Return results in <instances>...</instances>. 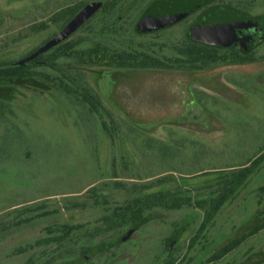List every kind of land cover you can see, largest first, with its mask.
Returning <instances> with one entry per match:
<instances>
[{"label": "rangeland", "instance_id": "374dc122", "mask_svg": "<svg viewBox=\"0 0 264 264\" xmlns=\"http://www.w3.org/2000/svg\"><path fill=\"white\" fill-rule=\"evenodd\" d=\"M92 1L0 0V61L41 46L45 57L59 52L56 70L37 69L72 88L88 82L117 131L110 141L98 116L57 88L0 81V264H264V161L188 248L204 217L198 202L264 154L262 72L220 59L192 63L178 52L184 42L214 47L196 25L208 11L238 13L264 32V0H104L66 30ZM255 54L264 58V42ZM143 56L178 62L167 71L125 68ZM110 57L116 68L100 66ZM120 154L131 176L120 167L115 179L111 158ZM164 175L174 177L165 187L178 209L158 207L138 226L108 229L111 211L135 197L133 185ZM63 227L74 229L67 236Z\"/></svg>", "mask_w": 264, "mask_h": 264}, {"label": "trees", "instance_id": "16d2710c", "mask_svg": "<svg viewBox=\"0 0 264 264\" xmlns=\"http://www.w3.org/2000/svg\"><path fill=\"white\" fill-rule=\"evenodd\" d=\"M93 2V1H92ZM91 3L86 6L81 7V10H77L76 17L71 21L66 30H71L78 26L94 9H91ZM75 8H73L74 10ZM74 14V11H73ZM57 48L56 50L61 49ZM63 49V48H62ZM46 48L41 46L36 48L22 57L14 61H0V81L16 80V79H27L32 78L40 83L48 86L57 88L63 91L71 97L72 103L81 106L87 115H96L100 121L101 130L106 134L107 138L111 141L114 139L116 134L115 128L108 127L111 123L110 115L103 111H106L105 105L100 97L93 92L90 88L88 82L81 81L80 86L77 88H72L68 83L62 78V76H56L54 73L47 71L38 70L37 67L44 65L49 69H55L54 60L59 56V52L50 57H45L43 54L46 52ZM91 52H96L95 50ZM178 52L188 58L192 63H204L207 62V57L210 55L209 59H215L214 54L204 50L203 48L191 44L183 43ZM94 58H98L95 55ZM118 58V57H117ZM120 59V58H119ZM123 61V58L121 57ZM245 59H240L243 61ZM117 59L110 57L109 61L101 63L100 66L116 68L118 65ZM178 60L174 59L170 63L163 60H159L150 56H143V60L140 63L134 65H128L125 68L139 69V70H171L174 69L173 64L177 63ZM123 65L124 62H121ZM197 68V67H195ZM1 108V107H0ZM264 161V154L255 158L246 164L243 163L242 168L237 169L235 172L231 173L230 178L223 180L219 183L216 192V196L209 199L208 201L198 202V206L203 210V220L196 234L189 240L188 248L196 244V242L201 239L207 230L209 225L215 215L221 210V208L227 203L234 195L243 187L246 179L262 164ZM130 162L125 158V155L119 156V159L115 155L111 158V169L112 176L117 179V170L122 167L125 176H131L128 174ZM120 165V166H119ZM129 178V177H128ZM131 178V177H130ZM155 181H150L143 183L142 185H133L132 192L135 195L132 199L123 205L115 207L111 211V215L107 218L106 222H110L108 229H119L124 226H138L144 219L145 213L151 211L155 208H164L165 210H174L179 208V201L176 198H172L173 191L167 189L165 185L174 180L173 175H164L157 177ZM113 186L115 189L124 188V184L120 181H114ZM74 229V227H63V234L69 235V231ZM257 230L250 231L241 237L234 239L228 245L221 248L218 252L211 256V260H219L226 254L230 253L241 245L248 237L255 234ZM171 239H166L164 241L165 248L170 245ZM173 259L169 257L166 264H172Z\"/></svg>", "mask_w": 264, "mask_h": 264}, {"label": "flooded vegetation", "instance_id": "af4514ba", "mask_svg": "<svg viewBox=\"0 0 264 264\" xmlns=\"http://www.w3.org/2000/svg\"><path fill=\"white\" fill-rule=\"evenodd\" d=\"M196 25L197 29L202 31L203 34L214 43V47L224 50H220L221 53L218 54L219 49L189 42L217 56L215 59H209V55L207 57V62L220 59L226 67H252V69H255L252 72H262L259 73L262 75H258V80L264 83V58H259L255 54V52L259 51L264 42V32H261L260 29L255 26L254 21L238 13L227 14L223 11H208L201 15ZM242 58L245 60L240 61ZM173 60L174 59L171 61ZM171 61L165 62L170 63ZM261 89L264 90V86L261 87Z\"/></svg>", "mask_w": 264, "mask_h": 264}, {"label": "water", "instance_id": "95a60500", "mask_svg": "<svg viewBox=\"0 0 264 264\" xmlns=\"http://www.w3.org/2000/svg\"><path fill=\"white\" fill-rule=\"evenodd\" d=\"M104 2V0H93L92 4H91V9H95L97 8L100 4H102Z\"/></svg>", "mask_w": 264, "mask_h": 264}]
</instances>
